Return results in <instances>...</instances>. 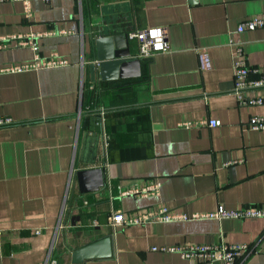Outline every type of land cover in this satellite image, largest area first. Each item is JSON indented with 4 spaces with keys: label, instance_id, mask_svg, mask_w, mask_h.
I'll return each instance as SVG.
<instances>
[{
    "label": "crops",
    "instance_id": "1",
    "mask_svg": "<svg viewBox=\"0 0 264 264\" xmlns=\"http://www.w3.org/2000/svg\"><path fill=\"white\" fill-rule=\"evenodd\" d=\"M253 16L264 17V0H34L31 16L22 1L1 2L0 67L34 62L35 50L17 45L32 34L41 59L65 63L0 72V116L12 119L0 125V264H43L50 247L61 262L106 235L111 255L85 264H222L152 249L213 242L254 243L259 251L239 264H264V216H192L264 208V129L247 125L264 103L238 104L228 44L239 38L248 63L264 69V28L235 30ZM151 27L166 29L169 47L140 59L138 84L91 78L95 37ZM88 99L99 122L80 110ZM94 166L104 185L80 192L76 172ZM152 182L156 193L140 190ZM162 209L189 217L109 221L115 210Z\"/></svg>",
    "mask_w": 264,
    "mask_h": 264
},
{
    "label": "built area",
    "instance_id": "2",
    "mask_svg": "<svg viewBox=\"0 0 264 264\" xmlns=\"http://www.w3.org/2000/svg\"><path fill=\"white\" fill-rule=\"evenodd\" d=\"M16 1H22L25 5L27 16H31L32 2L34 0H0V3ZM255 28H264V17L253 16L247 18L238 23L235 30L237 32H241L245 29ZM126 34L128 39L134 42L136 47L133 56L140 59H148L156 51L164 50L169 47L166 29L162 27L132 28ZM17 38V45H30L36 52V58L34 62L30 63H16L0 67V72L19 71L31 67L51 66L65 63V60L55 56L41 59L40 55L38 54L39 43L35 34L25 37L20 36ZM228 44L231 47L233 75L232 92L234 93L238 104H263L264 94L248 96L247 91L254 89H264V69H261L257 65L248 63L244 53L242 41L239 38L230 37ZM81 85L82 83H80V86ZM81 108L82 105H80V110ZM11 120L12 119L10 117L0 116V125L9 123ZM207 123L211 126H214L217 124V120L215 118H209L207 119ZM247 125L251 129H264V114L251 115L247 121ZM140 190L142 192H148V190H150L153 193H156L158 191V183L152 182L147 187L144 186ZM163 210L164 209L157 212H149L128 217L125 216L122 211L115 210L109 216V221L110 224L114 225L121 223H139L152 217L161 218L163 215H166L168 218L178 216H181L182 218L189 217L186 213H181L180 215L164 214ZM192 216L196 218L207 217L216 219L256 217L264 216V208L258 206L226 208L222 205H219L213 210L202 213H194ZM152 249L177 252L183 259H187L192 262L219 260L222 262V264H239V261L244 255L248 254L249 252L259 251L258 247L254 243L248 242L173 243L170 245H154L152 246ZM51 250L52 248L50 247L43 264L59 263L57 257L51 254Z\"/></svg>",
    "mask_w": 264,
    "mask_h": 264
},
{
    "label": "water",
    "instance_id": "3",
    "mask_svg": "<svg viewBox=\"0 0 264 264\" xmlns=\"http://www.w3.org/2000/svg\"><path fill=\"white\" fill-rule=\"evenodd\" d=\"M94 59L88 62L91 78L98 72L102 79L138 76L141 60L134 57L126 33L100 35L94 38ZM80 192L98 190L105 182L101 166L87 167L76 172ZM112 253L111 236L106 235L65 253L58 264H85L93 257H105Z\"/></svg>",
    "mask_w": 264,
    "mask_h": 264
},
{
    "label": "trees",
    "instance_id": "4",
    "mask_svg": "<svg viewBox=\"0 0 264 264\" xmlns=\"http://www.w3.org/2000/svg\"><path fill=\"white\" fill-rule=\"evenodd\" d=\"M144 71H145V67L142 65V73L140 74V75H138V76H136V77H134L132 80H130V81H126V82H124V83H122V84H118L117 86H119V85H121V86H126V85H135V84H138L140 81H141V76H142V74L144 73ZM88 102H86L85 103V105H83L82 107H85L86 109V112H87V118L89 119V121H90V119L92 118V117H94L95 118V120H96V122L98 121V119H96V117L98 116L96 113H92L91 112V110H92V108L94 107V104H93V102L92 103H90L89 102V99L87 100ZM99 122V121H98ZM58 262H59V259H58Z\"/></svg>",
    "mask_w": 264,
    "mask_h": 264
}]
</instances>
